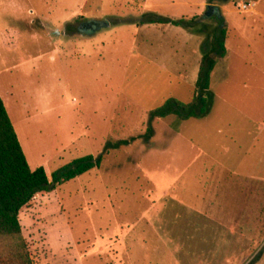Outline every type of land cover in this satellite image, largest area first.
I'll list each match as a JSON object with an SVG mask.
<instances>
[{
	"label": "rangeland",
	"instance_id": "obj_1",
	"mask_svg": "<svg viewBox=\"0 0 264 264\" xmlns=\"http://www.w3.org/2000/svg\"><path fill=\"white\" fill-rule=\"evenodd\" d=\"M157 1L0 0V93L30 166L52 180L104 155L21 210L34 264H264V0H212L224 57L211 52L218 28L160 26ZM161 2L166 15L184 8ZM177 23L207 37L186 41ZM207 52L217 64L206 112L153 118L171 99L194 100ZM173 136L192 144L182 166L144 149ZM152 191L154 222L142 218Z\"/></svg>",
	"mask_w": 264,
	"mask_h": 264
},
{
	"label": "trees",
	"instance_id": "obj_2",
	"mask_svg": "<svg viewBox=\"0 0 264 264\" xmlns=\"http://www.w3.org/2000/svg\"><path fill=\"white\" fill-rule=\"evenodd\" d=\"M219 32L216 40L221 52L217 51L216 43L211 52L214 50L224 57L226 24ZM211 52L205 53L201 64L194 100L185 104L171 99L153 112V118L177 115L182 120H188L206 112V94L210 91L211 73L217 64ZM103 160V154L75 159L55 171L52 180L45 168L33 169L0 93V264H34L20 220L21 210L38 194L55 190L60 185L100 168Z\"/></svg>",
	"mask_w": 264,
	"mask_h": 264
},
{
	"label": "crops",
	"instance_id": "obj_3",
	"mask_svg": "<svg viewBox=\"0 0 264 264\" xmlns=\"http://www.w3.org/2000/svg\"><path fill=\"white\" fill-rule=\"evenodd\" d=\"M161 1L162 0H158L157 1V4H158V6L160 8L158 10L159 11V13H158L159 14V18H157L158 22L156 23V24H158L160 26H163V25H165L167 23H168V25H172V24H174V22H176V18H183V17L187 18V16H191L192 17L191 20L190 19L187 20L185 18L182 19V20L188 21L187 22L188 25H190L193 22V20H196L197 23L204 24L208 29L209 28L214 29L216 27V29L218 28L219 30H222V28H224L225 23L220 24L218 22V24L217 23L213 24L211 22L212 21V18L210 17L211 12H217L216 14L220 15L221 17H223L222 14H221V7H220V5H219V3L217 1L214 2L212 0H201L200 2L194 3L193 0H180V1H182L180 3V5L184 6V8L176 9L174 11L175 12L174 15H166V14H164V12H163L164 10L162 8L164 6H163V3ZM146 9L149 10L150 8L147 7ZM260 14L264 15L263 13H260ZM179 15L181 17H178ZM74 16H75V14H74ZM70 19L71 18H69L68 20L70 21ZM165 19H168V21H166ZM103 22H107V21H103ZM44 23H47V22H44ZM44 23H42V24H44ZM97 23H98L97 21L89 20V22L87 24L88 26H86V28H83L82 30L84 32H91L92 25L93 24H97ZM153 24L154 23H152V25ZM175 25L179 29L178 32L180 34L184 35V37H186L185 38L186 41H193L194 40V41L197 42L199 37H207V35H204V33H203V31L201 29L199 30V32H197V31H193V30L189 29L188 27H185L184 25L182 26L181 23L180 24L177 23ZM190 28H192V27H190ZM180 139H182V138L179 137V136L168 137L167 139H164V141L162 142L160 147H156L155 145H150L151 146L150 148H148V147L145 148L144 146L143 147H144L145 150L154 151V152L156 150L157 151L160 150V152L161 151L165 152V150H167L169 152L168 154L171 155V158H173V156H177L180 159L179 162H175V160H174V162L172 161L170 166L171 167L172 166L176 167V164L182 166V165H184V163H181V161L186 159V157L189 155L188 153H191V149H192L191 145L192 144H191V142H188L187 145H186V143H184L183 146H180L179 145L180 142H181ZM147 143H149V141H147ZM186 164L187 163L185 162V165ZM190 165L192 166L191 163H190ZM155 172H157V171H155ZM145 176H146L147 179H150V177H152V173L146 171L145 172ZM151 181H153V178H152ZM151 193H152L151 197L153 198V200L151 202H149L150 205H149L148 209H146L145 214H143L142 218L143 219L148 218L149 219L148 221H151V222L153 221L154 222V221H158L159 220V216H158V210L156 208L157 197H156V195L154 196L153 191ZM109 198H110L111 205H113V207H114L116 203H114V201H113V199L111 197H109ZM154 199H156V200H154ZM137 235H138L137 238L144 237V234L143 235L137 234ZM140 245H144L143 242H141ZM126 260H127L126 264L130 263V261L128 262V260H129L128 258Z\"/></svg>",
	"mask_w": 264,
	"mask_h": 264
},
{
	"label": "built area",
	"instance_id": "obj_4",
	"mask_svg": "<svg viewBox=\"0 0 264 264\" xmlns=\"http://www.w3.org/2000/svg\"><path fill=\"white\" fill-rule=\"evenodd\" d=\"M239 6L242 7V9H244V10L249 7V5L246 3H240Z\"/></svg>",
	"mask_w": 264,
	"mask_h": 264
},
{
	"label": "water",
	"instance_id": "obj_5",
	"mask_svg": "<svg viewBox=\"0 0 264 264\" xmlns=\"http://www.w3.org/2000/svg\"><path fill=\"white\" fill-rule=\"evenodd\" d=\"M101 26H108L107 22H99Z\"/></svg>",
	"mask_w": 264,
	"mask_h": 264
}]
</instances>
